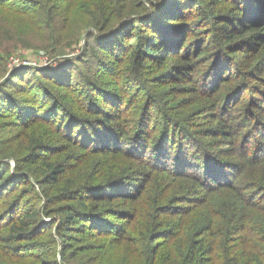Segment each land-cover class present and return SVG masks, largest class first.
Returning <instances> with one entry per match:
<instances>
[{
    "label": "trees",
    "instance_id": "trees-1",
    "mask_svg": "<svg viewBox=\"0 0 264 264\" xmlns=\"http://www.w3.org/2000/svg\"><path fill=\"white\" fill-rule=\"evenodd\" d=\"M0 116V264H264V0H0Z\"/></svg>",
    "mask_w": 264,
    "mask_h": 264
},
{
    "label": "rangeland",
    "instance_id": "rangeland-1",
    "mask_svg": "<svg viewBox=\"0 0 264 264\" xmlns=\"http://www.w3.org/2000/svg\"><path fill=\"white\" fill-rule=\"evenodd\" d=\"M119 34L120 33H115L112 38L110 37L101 42V38H105L106 36L101 35L94 28L88 27L77 42L72 44V46L64 48L61 51L62 53L60 52V54L54 55L56 56L55 58L49 54L47 55L46 51H36L35 49L29 48L20 49L8 56L7 74L5 77L7 79L10 73L21 70L15 79L16 82L19 83L18 81H20L21 77L36 78L35 76H30L32 72L37 69L50 73L52 72V68L57 70L59 65L62 63L66 64L68 61L73 62V64L69 65L67 68L70 70L74 68L77 74L85 71L89 65L97 66V64L104 65L105 63L109 65V60L112 56L108 49L119 47L122 38L119 37ZM89 35H93L94 37L90 40L88 46ZM100 43L104 48L102 47V49H99L98 44ZM96 58H98L97 61ZM73 76L75 77L76 75ZM25 85L27 86V83H25ZM7 118L8 117L0 116V138H6L10 135L13 136L17 132L10 124L11 121ZM4 147L0 146V149ZM11 163L15 164L13 160H11Z\"/></svg>",
    "mask_w": 264,
    "mask_h": 264
}]
</instances>
